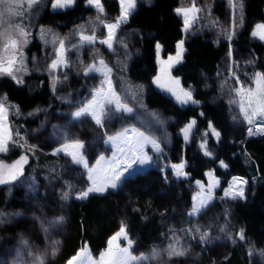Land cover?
I'll use <instances>...</instances> for the list:
<instances>
[{
    "label": "rangeland",
    "instance_id": "rangeland-1",
    "mask_svg": "<svg viewBox=\"0 0 264 264\" xmlns=\"http://www.w3.org/2000/svg\"><path fill=\"white\" fill-rule=\"evenodd\" d=\"M109 1L116 2L118 6V14L114 18L110 17L104 9L98 20L97 9L87 5L86 0H84L85 6L91 8L92 13L65 32L51 25L40 24L44 11L59 12L70 8L54 9L52 7L53 0H39L31 9H27L26 3H23L22 0L23 7L27 10L22 17L14 18V22L21 23L29 33L28 43L22 49L23 68L15 73L22 80V83H18L6 74L0 75V80L9 79L16 86L25 87L30 95H33L41 83L45 82L49 86L51 104L56 102L57 108L51 111H42V108L34 109L22 117L4 96H0V99L5 101L7 109L6 127H10L12 140L15 141V143H9V150L6 153H0V163L11 165L22 155L27 158V163L23 165V175L12 184L0 185V212L5 213V216L0 218L3 220V222H0V264H33L34 257L38 255L43 258V264H66L78 250L85 246V244L82 245L74 254L68 257L62 253V242L67 234L66 218L69 202L84 200L77 199L76 195L80 191L86 190L90 184L88 169L82 164H74L71 157L63 152L59 155L53 154L55 149L62 147L65 142L81 141L85 146L82 150L85 161H87L89 168L95 167L96 169L93 173L94 177L103 179V169L106 168L113 157L114 151L110 145L104 143V140L107 139L106 133L114 134L123 128H136L146 135L157 138L162 151L159 153L154 152L150 144H144L143 151L151 157V162L144 165L133 164L132 169L124 174L119 187L108 189L106 193L117 191L126 180L136 174L147 173L149 169L162 171L164 177L161 184L165 187L163 188V194H166L169 188L170 190H173V187L176 188L183 178V176L177 178L174 174L173 164H171L165 148L169 140L172 139L173 135H171L170 129L176 126V119L170 115H164V112L158 109L148 108L145 105V86L133 83L127 77L128 64L140 50L138 44L140 32L127 28L128 22L122 24L117 31V36L125 43L124 45H115V51H109L105 45L99 43V39L95 45L85 44L78 49L73 47V45L80 43L79 33L81 30H84L85 34H92V29L95 28V34L98 38L107 36V29L103 27L101 21L114 23L121 12L120 0ZM221 1L225 4L223 13L216 11V3ZM151 2L152 0H137L134 11L138 6L149 5ZM194 2L195 7L201 9L199 13H196L200 18L187 33L183 30L184 17L177 15L175 11L182 27L180 41H183V52L179 62H176L178 42L174 53L166 56L162 55L161 48L158 52L157 47H155L156 71L151 79L152 88L182 108L198 109L203 103L213 105L220 103L224 106L229 122L235 126L244 127L246 137H260L261 135L258 134L248 135L250 126L240 113L239 105L230 104L229 101L233 98L239 99L233 89L241 87L256 89L255 73L260 72L263 74L259 65L264 63V52L263 56L259 58L252 50H240L238 40L243 28V20L241 22L240 16L242 15L244 18V12L235 11L229 5L228 0H179L177 8H191ZM241 2L243 4V0ZM234 16L235 28L233 34ZM258 24H264V21L254 24L252 32L257 30L256 25ZM229 35H231V39L228 38ZM192 38H201L211 43L215 48L224 45L225 50L216 65V72L213 77H205L198 73L195 84L186 87L172 72L183 61L186 51L185 43ZM53 40H56L55 45L52 43ZM59 40H64L69 49L65 52L69 66H60L58 69L50 71L52 60L56 58L55 49L59 47ZM248 41L259 43L264 48V41H261L259 37H253L250 34ZM230 48L231 55H229ZM169 57H173V59L170 61ZM94 58L95 60L103 58L112 68L111 76L115 81L117 91L121 89H130L132 92L139 91L136 100H133L129 95V106L135 105L133 113H114L111 119L105 121L104 128L98 127L90 116L82 120H73L70 115L82 103L92 99L93 89L99 87L103 79L99 73H93L89 76L83 74L84 69L94 63ZM17 67H20L19 62ZM233 72L235 76H233ZM157 76L160 77V83L163 85H171V79H178L179 86L185 90H190L193 99L199 101V103H188L182 106L170 92L164 91L154 83ZM53 77H55V80ZM235 77L239 78L241 84L236 82ZM54 84L55 88L53 87ZM221 85L225 86L222 88ZM171 86L175 87V85ZM196 96H200V99H197ZM137 101L143 107H140ZM152 113H157L163 123H158L151 115ZM42 114H44L43 119ZM198 114L201 115L202 113L199 111ZM23 119H26L29 123L23 124ZM193 120L195 119H191L189 123ZM34 122L35 124H32ZM189 123L178 131L183 138V129ZM256 123H260V120L257 119ZM197 129L195 122L189 134V142L195 140L194 137L199 134L201 143L204 141L209 143L208 138L217 139L212 135L209 126L206 130L198 129V132H196ZM81 131L84 134L89 133L91 137L84 138V134H79ZM69 151H72V149H69ZM102 155L105 159L97 165V160ZM220 168L224 169L221 166ZM209 172L213 173L215 180L207 175ZM233 178H229L225 186H222L224 184L222 178L216 176L214 171L210 169L204 173L203 180H194L187 184L186 188L181 185L183 190H186L185 193L188 195L189 200L187 202L181 197V194L177 193L175 198L177 201L170 202L168 208L157 213L161 219H164V235L161 236L158 243L143 248L127 234L128 239L133 242L130 250L132 254L137 256L140 254L150 255L153 249L160 251L161 255L157 259L145 260L143 264H205L207 259L217 261L224 258L225 253L230 248L238 246L247 256L248 264H264V256L260 255V252L264 251V244L257 247L252 239L246 237L244 240L239 239L240 227L235 222L232 203L244 201L248 188L247 184L244 185V199L232 200L225 198L224 190L229 187ZM216 180L219 181L218 185H215ZM197 181L200 182L199 185ZM210 184L215 186L211 189V199L206 209L197 216L189 217L188 213L195 202L193 198L196 197L199 200L208 197ZM69 185H71V188H69ZM65 193H68L67 198H65ZM12 213H19V215H9ZM59 217H63V222L53 223ZM197 228L200 229L199 232L196 231ZM205 231L208 232V238L201 241L200 235ZM173 234L180 239V247L187 248V253L184 256H174L169 259L165 250L168 248L169 243L173 241ZM57 241L58 244H56ZM118 243L120 247H126L128 241L121 239ZM54 247L56 254L52 255ZM106 247L96 254L89 252L93 259H98L100 253L105 251ZM250 249H255V253L251 256L249 255ZM18 253L19 259H17ZM210 256L211 258H209ZM81 259H83V256ZM76 264H79V261ZM85 264H87V261H85Z\"/></svg>",
    "mask_w": 264,
    "mask_h": 264
},
{
    "label": "trees",
    "instance_id": "trees-1",
    "mask_svg": "<svg viewBox=\"0 0 264 264\" xmlns=\"http://www.w3.org/2000/svg\"><path fill=\"white\" fill-rule=\"evenodd\" d=\"M178 1L152 0L149 5L138 6L130 16L127 28L140 32V50L128 64L127 77L131 82L145 86V105L148 108L158 109L164 112V115L176 119V126L170 129L172 139L165 148L171 164H185L183 172L186 176H183L176 188H169L167 193L163 194L165 187L161 184L164 177L162 171L149 169L147 173L136 174L126 180L117 191L103 195L92 194L84 200L69 202L67 234L62 242V253L66 257L74 254L84 244H87L93 254L101 252L109 238L119 230L122 221L127 226L129 237L143 248L155 245L164 235V219L157 213L168 208L170 202L177 201V193L188 202V195L182 186L186 188L185 186L194 180H203L204 173L210 169L222 178V186H225L231 177H242L248 181L245 200L232 203L235 222L240 230H244L246 238L255 241V246L261 247L264 244V135L246 137L244 127L231 124L224 106L220 103H203L198 109L182 108L152 88L151 79L156 71L157 43L162 55L166 56L174 53L177 42L182 38L181 23L175 15ZM102 4L110 17L114 18L118 14L116 2L103 0ZM224 6V2H217L216 11L223 13ZM243 12L239 48L243 51L252 50L261 58L263 46L255 42L250 43L248 37L254 24L264 21V0H243ZM90 13L92 10L85 6L84 0H77L65 11H44L40 24L51 25L65 32L82 22ZM185 49L183 61L172 73L188 87L195 84L198 73L205 77L214 76L225 46L215 48L201 38H192L185 43ZM259 68L264 74V63L260 64ZM0 96H4L22 117L34 109L51 111L57 108L56 102L51 104L49 86L45 82L30 95L25 87H18L11 80L3 79L0 80ZM196 98L200 99V96ZM199 111L201 115L198 114ZM43 117L44 114L42 119ZM193 118L196 128L206 130L211 122L213 128L220 133L219 139L208 138L207 149L212 153L211 156L204 155V150L199 145V133L192 142H186L178 133ZM28 123L29 121L23 119V124ZM79 134L84 133L81 131ZM83 137L89 138L91 135L85 133ZM220 161L227 167L221 169ZM210 260L207 259L205 264H248L247 256L238 246L230 248L224 258Z\"/></svg>",
    "mask_w": 264,
    "mask_h": 264
},
{
    "label": "snow or ice",
    "instance_id": "snow-or-ice-1",
    "mask_svg": "<svg viewBox=\"0 0 264 264\" xmlns=\"http://www.w3.org/2000/svg\"><path fill=\"white\" fill-rule=\"evenodd\" d=\"M39 0H23V3H26L27 9H31L36 5ZM22 0H0V75H9L18 83H22V80L16 76V72H19L23 68V47L28 43L27 29L21 23L14 22V18L22 17L27 9L23 7ZM75 0H53L52 7L54 9H65L73 6ZM87 5L94 7L98 11L97 19L99 20V15H102L104 12V7L101 3V0H86ZM229 5L239 13L243 12V4L241 0H228ZM137 4V0H120L121 12L119 17L114 23H105L101 21L103 27L107 29V36L104 38H98L95 34L96 29H92V34H85L84 30H81L79 33V44L73 45L75 48L83 47L87 45H95L99 39V43L105 45L109 51H115V45H124V41L117 36V31L122 24H126L130 15L133 13ZM177 15H182L184 17V31L189 32L194 23L200 18L196 15L201 9L195 7V2L191 8H177ZM191 14V15H190ZM242 22L243 17L240 16ZM215 26V25H213ZM235 28V16L233 19V34ZM256 29L251 35L253 37H259L261 41H264V24L256 25ZM46 35V34H45ZM231 39V35L228 36ZM52 43L55 45L56 40H53ZM157 50L159 52L160 45L157 43ZM177 54L176 62H179V58L182 57L183 52V41L178 42L177 44ZM68 47L65 44L64 40H59V47L55 49V59L52 60L50 65V71L58 69L60 66L67 67L69 62L65 57V52L68 51ZM229 55H231V48L229 50ZM173 57H169L171 61ZM20 64V67H17V64ZM171 67V65H169ZM93 73H99L103 79L100 82V86L93 89L92 99L77 108L76 111L71 112V118L73 120H82L88 116L95 122V124L100 127H105V121L111 119L114 113H124L132 114L134 111L133 106H129V95L133 100H136V97L139 95V91L132 92L130 89H121L117 91L115 81L113 80L111 73L112 68L106 63L103 58L95 60L94 63L88 65L83 74L89 76ZM233 76L235 73L233 72ZM236 82L241 84V81L238 77ZM55 80V77H53ZM255 82L256 89H245L241 87L239 89H233L236 97L239 99H230V104H238L240 113L243 115L244 120L249 124L248 135H264V74L260 72L255 73ZM154 83L158 87H161L164 91L170 92L176 101L183 105L188 103L198 104L199 101L193 99L192 92L190 90H185L179 86L178 79H171V85H163L160 83V77L157 76L154 80ZM225 85H221L223 88ZM55 88V84L53 85ZM178 89V90H177ZM66 99V98H61ZM140 107H143L142 104L137 101ZM158 123H163L159 119L157 113L151 114ZM235 119V117H234ZM259 119L260 123H256V120ZM7 124V109L5 107V101L0 99V153H6L9 150V143H15L12 140V133L10 127H6ZM195 125V120L191 121L184 129V139L187 142L189 139V134L191 129ZM209 129L212 131L217 139L220 137V133L216 131L211 122H209ZM107 139L104 140L105 145H110L113 151V157L108 162L106 168L103 169V179H97L94 177L93 173L95 172V167L89 168L87 161L84 159L82 150L84 149V144L79 140H74L71 143L65 142L62 147L55 149L54 155H59L63 152L65 155L70 156L74 164H82L86 169H88V180L90 181L89 186L86 190H82L77 193V199H86L90 194L96 193L103 195L107 192L108 189H116L119 187V184L124 177L126 172H129L132 169L133 164H149L151 162V157L148 156L143 151L144 144H150L154 152H161L160 142L157 138L146 135L143 131H139L136 128H123L122 130L109 134L106 133ZM201 149L204 150L205 156H211L212 153L207 149V141L201 143ZM72 149V151H69ZM118 154V155H117ZM105 157L102 155L97 160V165L103 161ZM27 163V158L21 156L11 165H4L0 163V185L12 184L20 176L23 175V165ZM221 167H227L223 161H220ZM172 168L174 174L177 178L181 176H186V173L183 172L184 164H173ZM209 177L213 176V173H207ZM248 183L242 177H234L229 184V187L224 190V197L232 200L244 199L245 198V189L244 185ZM199 185L200 182L197 181ZM219 181H215V185H218ZM213 184L209 185V194L206 198H200L197 200L196 197L193 198L195 201L191 210L189 211V217L199 215L203 210L206 209L209 200L211 199V189L215 186ZM201 187H203L201 185ZM71 188V185H69ZM10 191V189H9ZM68 193H65V198H67ZM9 215H19V213H12ZM5 213L0 212V218H3ZM0 222H3L0 219ZM63 222V217H59L58 220L53 223L59 224ZM197 232L200 231L199 228L196 229ZM223 231V229H221ZM171 243H169L168 248L165 250L169 259L176 256H184L187 253V248L180 247V239L175 237ZM239 239L244 240V230L241 229L238 233ZM208 238V232H202L200 235V240L205 241ZM121 239L127 240L126 247H120L118 241ZM235 242V241H233ZM59 242L57 241L56 244ZM133 242L128 239L127 235V226L122 221L119 227V230L112 235L107 241V247L105 251L100 253L98 259H93L91 253L88 250L87 244L83 248L77 251V253L71 257L66 264H76L79 261V264H143L145 260L157 259L161 253L160 251L153 249L150 255L140 254L139 256L133 255L130 251L132 248ZM115 245V246H114ZM255 249L249 250V255H253ZM55 247L52 255H55ZM261 256H264V251L260 252ZM83 256V259L81 257ZM19 259V253L17 256ZM33 264H43V258L41 256L34 257Z\"/></svg>",
    "mask_w": 264,
    "mask_h": 264
},
{
    "label": "bare ground",
    "instance_id": "bare-ground-1",
    "mask_svg": "<svg viewBox=\"0 0 264 264\" xmlns=\"http://www.w3.org/2000/svg\"><path fill=\"white\" fill-rule=\"evenodd\" d=\"M242 117V116H241ZM259 135V134H258ZM262 136V135H261Z\"/></svg>",
    "mask_w": 264,
    "mask_h": 264
}]
</instances>
